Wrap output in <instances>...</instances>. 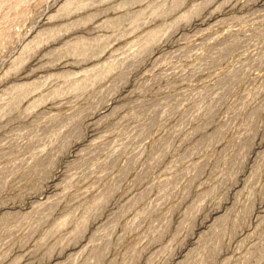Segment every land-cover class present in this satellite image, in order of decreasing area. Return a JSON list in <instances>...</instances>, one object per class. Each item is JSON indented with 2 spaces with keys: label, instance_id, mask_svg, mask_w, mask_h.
I'll return each instance as SVG.
<instances>
[{
  "label": "rangeland",
  "instance_id": "rangeland-1",
  "mask_svg": "<svg viewBox=\"0 0 264 264\" xmlns=\"http://www.w3.org/2000/svg\"><path fill=\"white\" fill-rule=\"evenodd\" d=\"M66 1L0 0V264H264V0Z\"/></svg>",
  "mask_w": 264,
  "mask_h": 264
},
{
  "label": "bare ground",
  "instance_id": "bare-ground-1",
  "mask_svg": "<svg viewBox=\"0 0 264 264\" xmlns=\"http://www.w3.org/2000/svg\"><path fill=\"white\" fill-rule=\"evenodd\" d=\"M68 1H70V0H68ZM68 1H66V2H68ZM68 4H69V2H68ZM68 4H67V3H65L63 7H64V8H67V7L69 6ZM61 9L63 10V8H62V7H61ZM64 10H66V9H64Z\"/></svg>",
  "mask_w": 264,
  "mask_h": 264
}]
</instances>
